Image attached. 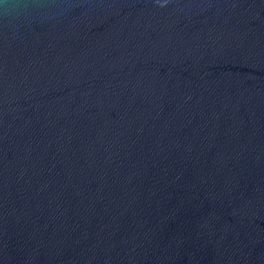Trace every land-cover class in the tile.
<instances>
[{"label": "water", "instance_id": "obj_1", "mask_svg": "<svg viewBox=\"0 0 264 264\" xmlns=\"http://www.w3.org/2000/svg\"><path fill=\"white\" fill-rule=\"evenodd\" d=\"M0 264H264V0H0Z\"/></svg>", "mask_w": 264, "mask_h": 264}]
</instances>
